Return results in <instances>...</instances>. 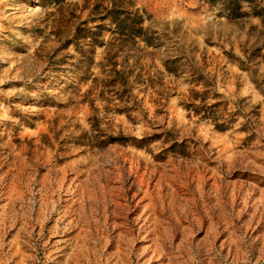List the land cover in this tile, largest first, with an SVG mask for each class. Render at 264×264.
Instances as JSON below:
<instances>
[{"label": "rangeland", "instance_id": "obj_1", "mask_svg": "<svg viewBox=\"0 0 264 264\" xmlns=\"http://www.w3.org/2000/svg\"><path fill=\"white\" fill-rule=\"evenodd\" d=\"M133 1L160 46L140 44L155 86L123 111L86 94L100 48L81 70L73 46L51 59L58 0H0V264H264V25L221 0ZM179 50L214 77L219 119L236 112L226 129L185 107Z\"/></svg>", "mask_w": 264, "mask_h": 264}, {"label": "trees", "instance_id": "obj_2", "mask_svg": "<svg viewBox=\"0 0 264 264\" xmlns=\"http://www.w3.org/2000/svg\"><path fill=\"white\" fill-rule=\"evenodd\" d=\"M47 1L53 0H41L42 5ZM56 3L58 18L54 28L58 36V46H55L51 59L57 58L59 53L73 46L76 54H62L73 60L70 62L72 67L81 70L85 65L95 63V54L100 48L101 58L97 62L99 73L93 75L91 88L86 94L89 95L95 90L97 96L106 102V108L123 111L142 108V99L139 100L134 95V85L146 82L155 86V81L150 73L142 72L140 53L143 47L140 44L154 48L160 46L156 42L155 32L145 26L150 17L147 16L148 12L137 7L133 0H84L82 6L75 3L73 7L65 5L61 0ZM221 4L222 13H225L228 19L258 17L264 25V5L261 0H221ZM245 5L248 10H242ZM84 11L87 16L81 19ZM104 31L110 33L108 39L103 38ZM231 57L243 63L240 57L234 54H231ZM164 66L167 72L175 76H186L192 84L184 102L186 108L192 109L196 114H202L204 118L214 119L215 126L221 130L234 122L236 112H230L227 118L219 119L218 112L226 110L222 94L216 90L214 77L205 72L194 57L190 59L179 50L174 54H166ZM159 85H162L163 89V84ZM91 102L93 103L92 100ZM155 136L157 135L147 136L145 140Z\"/></svg>", "mask_w": 264, "mask_h": 264}]
</instances>
